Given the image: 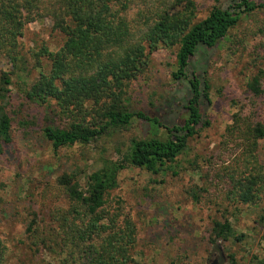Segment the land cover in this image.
<instances>
[{"label":"trees","instance_id":"obj_1","mask_svg":"<svg viewBox=\"0 0 264 264\" xmlns=\"http://www.w3.org/2000/svg\"><path fill=\"white\" fill-rule=\"evenodd\" d=\"M198 12L196 0H0V155L16 143L13 74L25 60L21 40L27 26L40 19H49L64 41L57 51L46 44L32 51L37 76L21 94L25 102L53 113V123L41 133L55 152L90 145L136 119L151 131L164 128L168 135L132 139L123 158L104 159L101 168L86 176L85 186L79 172L58 177L53 190L65 204L54 205L45 216L31 208L24 224L25 241L42 264H135L137 227L112 198L119 175L128 167L159 174L210 125L202 109L212 103L207 70L203 76L191 73L192 63L217 49L243 18L262 14L264 0L217 1L202 20ZM160 49L177 50L172 77L185 92L181 99L169 98L164 122L131 107L132 88ZM5 64L14 71L4 69ZM262 78L257 75L248 83L255 99L264 96ZM256 115L255 108L245 105L234 114L200 189L223 194L235 211L264 202V123ZM19 124L28 131L36 125ZM200 195L194 192L193 198L200 200ZM243 238L226 215L213 222L212 243ZM7 252L0 237V264H9ZM231 260L235 263L234 256ZM255 261L263 264L257 257ZM170 264L188 263L180 256Z\"/></svg>","mask_w":264,"mask_h":264},{"label":"rangeland","instance_id":"obj_2","mask_svg":"<svg viewBox=\"0 0 264 264\" xmlns=\"http://www.w3.org/2000/svg\"><path fill=\"white\" fill-rule=\"evenodd\" d=\"M217 1L221 0H196L198 19L206 18ZM63 41V35L53 29L49 19L29 24L21 40L25 60L13 74L16 143L0 155V237L8 249L9 264L43 263V258L25 241L24 224L31 208L45 216L54 205L65 204L53 190L58 177L79 172L85 186L86 176L101 168L104 159L121 160L132 139L168 136L166 129L151 131L136 119L90 145L55 152L41 133L42 127L53 123V113L25 102L21 92L37 76L32 51L43 44L57 51ZM176 51L160 49L150 56L149 69L132 88V109L144 110L164 122L170 109L169 98L185 96L183 87L172 77L177 69ZM3 68L14 71L12 65L5 64ZM206 70L212 103L202 109L210 125L190 140L174 164L159 174L135 167L123 170L119 187L112 193L113 200L121 203L137 227L135 264H170L180 256L188 264H213L216 260L217 264H252L254 257L264 264V202L240 205L235 211L227 207L223 194L200 191L210 173L208 161L218 153L234 114L245 105L255 108L256 119L264 123V96L255 99L248 89V83L257 75H263L264 87V12L243 18L217 49L192 63L190 72L203 76ZM22 121L36 125L28 131L20 126ZM260 158L264 164V140ZM194 192L201 193L200 200L193 198ZM223 215L231 220L238 235L244 234L241 241L211 242L213 222Z\"/></svg>","mask_w":264,"mask_h":264},{"label":"water","instance_id":"obj_3","mask_svg":"<svg viewBox=\"0 0 264 264\" xmlns=\"http://www.w3.org/2000/svg\"><path fill=\"white\" fill-rule=\"evenodd\" d=\"M213 264H217V260L216 261H214V263Z\"/></svg>","mask_w":264,"mask_h":264}]
</instances>
